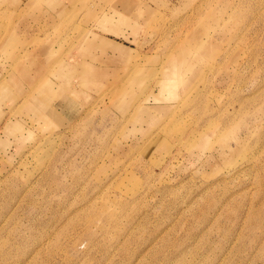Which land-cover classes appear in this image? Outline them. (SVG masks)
Segmentation results:
<instances>
[{
  "label": "rangeland",
  "instance_id": "rangeland-1",
  "mask_svg": "<svg viewBox=\"0 0 264 264\" xmlns=\"http://www.w3.org/2000/svg\"><path fill=\"white\" fill-rule=\"evenodd\" d=\"M0 264H264V0H0Z\"/></svg>",
  "mask_w": 264,
  "mask_h": 264
},
{
  "label": "bare ground",
  "instance_id": "bare-ground-1",
  "mask_svg": "<svg viewBox=\"0 0 264 264\" xmlns=\"http://www.w3.org/2000/svg\"><path fill=\"white\" fill-rule=\"evenodd\" d=\"M98 35H96V36H94L93 38H95V37H97ZM99 40V41H98ZM98 45H96V47L97 46H103V47H105V46H107L106 48H108V49H110L114 54H117L119 51H118V49L117 48H115V47H112L111 45H109V43H107V42H105L104 40H103V38L102 37H98ZM97 43V42H96ZM90 46V45H89ZM93 46V45H92ZM94 48V47H93ZM117 52V53H116Z\"/></svg>",
  "mask_w": 264,
  "mask_h": 264
}]
</instances>
